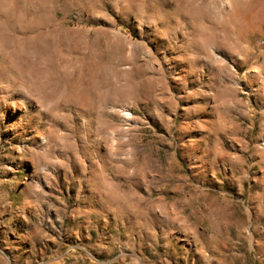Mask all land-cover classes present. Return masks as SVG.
I'll return each mask as SVG.
<instances>
[{"label":"rangeland","instance_id":"1","mask_svg":"<svg viewBox=\"0 0 264 264\" xmlns=\"http://www.w3.org/2000/svg\"><path fill=\"white\" fill-rule=\"evenodd\" d=\"M0 264H264V0H0Z\"/></svg>","mask_w":264,"mask_h":264}]
</instances>
